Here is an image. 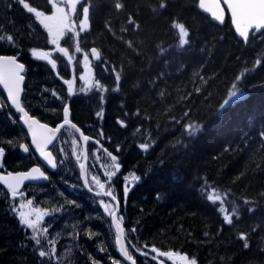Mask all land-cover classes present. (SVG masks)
<instances>
[{
	"label": "trees",
	"instance_id": "1",
	"mask_svg": "<svg viewBox=\"0 0 264 264\" xmlns=\"http://www.w3.org/2000/svg\"><path fill=\"white\" fill-rule=\"evenodd\" d=\"M134 1L94 0L92 12L99 32L92 42L121 90L120 109L106 117L110 130L123 131L115 115L127 110L160 139L149 164L157 174L135 188L127 216L151 246L188 252L203 264H264V35L245 44L230 21L215 24L194 0L165 8L162 0ZM131 16L136 23H127ZM175 24L189 31L184 48L170 31ZM237 80L246 96L222 109ZM185 122L202 130L183 137ZM212 191L224 202L207 199ZM10 231L0 217V264L8 253L24 260Z\"/></svg>",
	"mask_w": 264,
	"mask_h": 264
},
{
	"label": "rangeland",
	"instance_id": "2",
	"mask_svg": "<svg viewBox=\"0 0 264 264\" xmlns=\"http://www.w3.org/2000/svg\"><path fill=\"white\" fill-rule=\"evenodd\" d=\"M62 1V4L56 9L55 5ZM50 0L49 6L52 8V12L50 14L44 13L42 14L41 18L45 19L49 16L51 18H55L54 20L60 19V24H56V30L54 33L50 32V39L46 44H48L52 38H59L61 37L63 33L64 26H68V29H70L72 32L74 31L73 27L78 22H74L70 20L71 17V9L74 3H76V0ZM178 0H162V8L167 7L170 2L174 4ZM196 1V2H195ZM184 2V0H183ZM195 5L197 6L198 0H194ZM189 4V3H186ZM3 16H10L7 14V12L3 13ZM39 17V16H38ZM178 33L180 40L186 41V27L182 24H175L173 27V30ZM182 41V42H183ZM78 42V39L76 40ZM50 50L54 51L56 49V41H51ZM82 42L76 43L74 45V49L70 48V46L63 47L61 50H68V53L66 55L67 60L71 61H78L79 55L81 54V47ZM46 49V48H45ZM45 49L39 50L37 52L38 54L41 53L42 55H46L49 52H42ZM167 48H165L166 51ZM164 51V52H165ZM162 52V53H164ZM249 69V68H248ZM245 70V67L242 71ZM246 74L242 73L241 75ZM104 77H106V73L104 71ZM51 79V80H49ZM54 75H45L43 77L39 76V81L36 82V85L38 84L39 87H36V94L32 95L34 90L32 89V84H30L31 88L29 87L28 90V97L27 100L29 101V104L32 106L33 110L35 112H38L41 116H43L45 119L46 117L48 119H52L56 116H59L60 111V101L63 103L64 95H66L67 87H63L62 90L58 91L56 88L50 87L49 84H55ZM77 81L74 85V92L71 95L72 100H76L78 103H84L89 97L90 93L92 92L93 96H95V91L97 89H101L100 86L105 83V79L97 80L95 83H91L90 80L87 78L84 81H80V76L76 77ZM119 79V77H118ZM241 78H239L240 80ZM38 80V79H37ZM78 83L79 85H77ZM53 92L58 95L59 102L57 103V100L53 96ZM108 89L102 88L101 93L107 94ZM242 97H244V92L241 89L240 85L238 84V80L231 85V89L228 93L227 100L225 101V104H233L240 100ZM83 105H76V116L77 118L83 119L84 115L81 112V109L83 110ZM115 109V107H113ZM78 110V111H77ZM44 111V112H42ZM48 112H54V116L48 115ZM100 110L98 109V106H96L95 111L92 110L88 114V118H92V121L95 120L99 121V123H104L102 120V117L98 116L97 113H99ZM82 113V114H80ZM82 117H79V115ZM85 114V113H84ZM14 114L11 112H8L5 115L0 114V147H3L5 150V155L2 159H0V164L5 165L9 168H19L23 167L25 163L27 165H31L34 161H36V156L34 154H31L29 157H24L20 154L19 147L23 142L28 141V137L26 132L21 128L19 125V121L16 117L13 116ZM94 125V124H93ZM183 126L187 130H191L192 126L189 125V123L185 122ZM183 127V128H184ZM185 130V129H184ZM136 134H132L129 136V132H117L113 129L112 137L110 139V147L113 149H120V151L125 152L128 150V148H132L133 146L137 147L138 150L142 149L140 145L142 144H148L149 147L154 146L155 143L152 142L151 138L142 137L138 142H136L135 137L140 133V131L137 132V129L132 130ZM117 132V134H116ZM120 133V134H118ZM144 134H147L144 131ZM120 135V136H119ZM122 135V136H121ZM122 140H120V139ZM74 140L71 139V136L69 133L66 132L65 135L61 138L59 141V144L57 146V157L59 160L58 164V170L53 176V182L51 184H42L40 186H34L31 190V193L29 194V198H31L33 204L32 206L36 209H40L43 212H47V215L43 217L46 222L44 224L40 223L37 225V229L39 232V235H41V228H45L47 226L48 231L44 232V239L41 237H38L41 241H43L47 248L50 249L49 252L53 253L54 255L57 254L59 258L57 261L60 262V264H79V253L83 249L82 245L84 244V241L80 239L81 235V229H83L84 224L88 225L90 222V219L92 217H96L95 212L91 210V202L90 197H82L79 199H76L75 195L70 193L68 188L70 186H75V189H82V182H80V170L78 167V161L77 157L79 155L78 148L76 149V143H73ZM130 143V144H129ZM119 145V146H118ZM131 145V146H129ZM122 146V147H121ZM126 146V147H125ZM124 147V148H123ZM107 149L103 144L99 147H93L91 149V163H92V172L95 173V175H99L101 177L108 176L109 173L114 171L113 168V161L111 160V157L108 155L109 149ZM116 163V162H115ZM125 173V174H124ZM134 173H127V172H117L116 176L120 179H122L123 175L128 176V180L131 179V182H134L135 180L132 178ZM127 185V183H126ZM125 185V187H126ZM128 188V192L130 191V187ZM0 194H2V197L9 198L6 191L0 187ZM208 196H212L213 200L215 202H222L223 198L221 195L213 192H210ZM219 197L218 200L215 198ZM89 202V204H88ZM21 203L19 201L17 202H9L10 211L13 210V213H19L21 211L25 212L26 214L31 213L29 215L30 219H35V213L31 212L27 209H22L19 207ZM4 206H0V216L2 215L4 218H7L6 210L4 209ZM16 215V214H15ZM18 221H19V216ZM100 218H103L102 214L99 210H97V220L96 223L98 224V228L96 229V226H94V233L97 235L94 238H97L100 233V226L99 221ZM21 227L24 228V231H27L26 226H23L20 224ZM91 227L88 228L90 230ZM29 234L33 235L32 230L29 229ZM13 239H16L14 237V226L12 230L10 231ZM27 233V232H26ZM91 244V243H90ZM18 245V244H17ZM94 246L93 254H88V261L89 259H93V263H97V260H99L102 257V254L100 251L104 249L103 247V241L101 238L98 239L97 243L96 241L91 244ZM18 247V246H17ZM17 247H12L14 249L11 250L16 252ZM13 254V253H12ZM11 254V255H12ZM9 255V253H8ZM194 259V258H192ZM190 259V260H192ZM189 260V261H190ZM196 260V259H195ZM200 263H203L202 261ZM205 263V262H204ZM186 264V263H185ZM196 264H198V261L196 260ZM210 264V263H205Z\"/></svg>",
	"mask_w": 264,
	"mask_h": 264
},
{
	"label": "snow or ice",
	"instance_id": "3",
	"mask_svg": "<svg viewBox=\"0 0 264 264\" xmlns=\"http://www.w3.org/2000/svg\"><path fill=\"white\" fill-rule=\"evenodd\" d=\"M9 40L12 39L11 36L8 37ZM32 55L34 56L35 59L39 61H47V63L51 66L53 70L56 69V63L51 60L48 56L46 55H41L38 54L35 50H33ZM25 70V65L23 63H18L17 62V57L16 56H8V55H0V85H2L3 89L7 91V96L11 100L12 106H14L15 110L18 111L19 113L23 114V123L27 125V128L29 132L31 133L32 137V143L35 145L36 149L39 151V155L43 157V159L47 162V165H50L52 169L57 168V162L53 156V152L47 150L48 145L52 143V141L55 139V134L61 130V128L64 127L66 124H70V126L74 129H76L77 132H80V135L85 142V144L89 141L90 137L88 135H85L83 132L80 131V129L77 127L75 123H71L68 119L69 116V107L67 104L62 108V113H63V123H61L60 127H57L55 129L50 128L46 123H41L39 119L34 118L33 116L29 115V112L25 110V107L21 104V93L23 92L22 84L25 80V76L22 74L24 73ZM64 84L67 85V92L69 95L73 94L74 92V81H70L68 79H65L63 81ZM53 95H56L53 92ZM98 116L102 117L103 116V111H100L97 113ZM118 123L121 124V126H125L122 121H117ZM73 143L75 144L76 141L74 140ZM97 143H99L97 141ZM23 151L27 153L29 151V148L25 145H21ZM140 147L144 150L147 151L149 145L148 144H142ZM119 149L117 148V151ZM107 151V149H105ZM5 155V150L3 147H0V159L3 158ZM108 155L111 157V160L113 161V168L114 171L108 174L109 180L111 179L112 176H115L117 172L120 171V165L118 163H115L117 160V156L113 155L111 152H108ZM79 159V157H78ZM80 169L84 175V184L88 185L89 180L86 174L85 170V165L83 163L80 164ZM34 174H38L40 177H43L45 180L47 177L45 174L41 171L39 167H34L30 172L27 173H20L16 176H12L9 174L7 178L0 176V181H3V183L7 184L8 188H10L11 195L13 198L17 196H23L24 193L20 191V186L21 184L26 181V180H36L37 176ZM134 180H138L139 177L133 176L132 177ZM122 179H127V177H122ZM92 182L99 188V192L96 193L97 196H107L110 197L112 201L116 202L115 207H113L109 203H105L103 200L100 201V204L103 205V210L106 212L110 217L113 218V220L116 219V212L119 210V201L117 200V196L113 194L111 190L105 191V184L101 183V180L98 179L97 177L93 176L92 177ZM89 192L92 191L91 188L88 189ZM128 193V188L125 187L124 189V194L127 196ZM209 200H213L212 196H208ZM216 200L219 199V197L215 198ZM215 202V201H213ZM32 205V200H28L27 204H20V208L24 207H29L31 208ZM223 211V209H221ZM33 212L35 213V219H30L29 215L31 213L26 214L25 212L21 211L19 213V222L21 225L26 226L27 229L32 230V239L34 240L35 245H40L41 240L37 238L39 235L37 225L39 222L43 219L44 216L47 215V212H43L40 209H33ZM224 221L231 225L233 223V217L229 215H225L223 217ZM48 228L45 226L44 232H47ZM131 232H135V228L130 229ZM117 232L120 234L117 237V243L120 244L119 251L121 252L122 256L126 260H132V256L129 254V251L126 247L123 245V240L120 238L123 236V230L120 228L119 224H117ZM240 239L244 240V247H248L247 243V238L245 235H241ZM152 252H156L155 248L151 249ZM39 257L43 258L46 256V253L44 250H40L38 252ZM161 256L167 255L169 259L172 258V253H165L161 252L159 253ZM182 260L186 262V264H196V260H188L187 257H181ZM132 264H135V261L132 260Z\"/></svg>",
	"mask_w": 264,
	"mask_h": 264
},
{
	"label": "water",
	"instance_id": "4",
	"mask_svg": "<svg viewBox=\"0 0 264 264\" xmlns=\"http://www.w3.org/2000/svg\"><path fill=\"white\" fill-rule=\"evenodd\" d=\"M225 6H226V8H225ZM200 10H202L203 12H206L207 14L211 15L213 20L216 21L217 23H220V24H223L225 22V20L227 18V10H228L229 15H230V17L232 19V24H233L237 34L240 35L241 37H243L245 40H247L249 38V36H250V34H251L253 29H257V32H261L262 30H264V0H200ZM93 53H94L96 59H98L99 58V52H98V50L96 48L93 49ZM17 62L20 63L19 61H17ZM24 82H25V80H24ZM24 82L22 84V88L23 89H24ZM0 86L3 89L2 85H0ZM3 91L7 95V91L5 89H3ZM23 93H24V90L21 93V104H22ZM7 98L9 100V102H10L11 107L15 110L14 106H12V104H11L10 98L8 96H7ZM0 110H3V107L1 105H0ZM16 112L21 115V119H20L21 124L27 130V132L29 133L31 141H32L31 133L29 132V130L27 128V125H25L23 123V119H22L23 114L19 113L18 111H16ZM60 125L58 127H60ZM65 127L70 128L73 131H75L80 136V138H81V140L83 142L84 150H83V154L82 155H83L84 159H83L82 163L85 165V170H86V174H87V177H88L87 143L85 144V142L83 141V139H82V137L80 135V132H77L76 129H74V128H72L70 126V124L64 125L63 128H65ZM77 127L79 128V126H77ZM63 128H61V130ZM79 129H80L81 132H83L81 130V128H79ZM61 130L55 134V139L58 137V135L60 134ZM55 139L52 141V143L55 141ZM23 145L27 146L26 144H23ZM50 145H48V148H49ZM33 147L39 153V151L36 149L34 144H33ZM21 150H22V152L24 154L28 153V152L25 153L23 151L22 147H21ZM35 167H39V166H35ZM30 171H28V172H30ZM41 171L43 172L42 169H41ZM20 173H27V172L11 173L10 175L16 176V175H18ZM34 175L37 176V179L36 180H26V181H24L21 184V186H20V191L28 183H39V182H47L48 181V178L45 180L43 177H40L38 174H34ZM81 175H82V179L84 181V175H83L82 171H81ZM8 176L9 175L3 176V177L7 178ZM45 176H46V174H45ZM3 185L8 188L7 184L3 183ZM118 213H119V210L116 212V219L114 220V225H115L116 231H117V224H119L118 221H117L118 220ZM119 226H120V224H119ZM120 228L123 230V228L121 226H120ZM117 234H118V236L120 235L118 232H117ZM120 238L123 240L124 247H126L125 246V241H124V230H123V236L120 237ZM118 246L120 248V244H118Z\"/></svg>",
	"mask_w": 264,
	"mask_h": 264
},
{
	"label": "flooded vegetation",
	"instance_id": "5",
	"mask_svg": "<svg viewBox=\"0 0 264 264\" xmlns=\"http://www.w3.org/2000/svg\"><path fill=\"white\" fill-rule=\"evenodd\" d=\"M55 18H48L47 20H44V23H46V27H52V28H54L55 26H54V24H56V22H57V20H54ZM58 21H59V19H58ZM17 33L18 34H20L21 32H19V31H17ZM9 41V39H7V42ZM16 42V44H17V47H16V51L18 50V48L21 46V44H22V42H20L19 40H16L15 41ZM51 52V51H50ZM25 58V60H28L29 58L31 59V57L29 56H25L24 57ZM26 87H27V85H26ZM33 113V115H37L38 116V114H36V113H34V112H32ZM42 121H44V122H46V123H48V124H52V125H57L60 121H61V119H58V120H47V119H45V118H42V117H40V116H38ZM104 184H105V187L106 186H108V187H110V184H111V187H110V190H112L115 194H116V196L120 199V204H121V206H122V211H123V209H125L126 208V204H127V202L125 201V196L121 193V190H119L114 184H113V181H111V180H104V182H103ZM93 190H95L94 188H93ZM96 191V190H95ZM82 195V194H81ZM102 199H98V201L100 202ZM104 201V200H103ZM105 203H109V204H111L112 206H113V204L109 201V200H105L104 201ZM93 205L94 206H96V205H98V203H93ZM102 207H103V205H101ZM85 231V233L90 237L89 238V240H91V232L90 231H88L87 229H85L84 230ZM33 247V248H32ZM32 247H30L29 248V251H27L26 252V256L28 257V258H24V260L23 261H28L27 263L28 264H40V261H41V259H43V258H41V257H39V255H38V252L40 251V249H39V247L37 246V245H35L34 244V240L32 241ZM17 252H18V250H17ZM16 254V253H15ZM18 254V253H17ZM105 254H107L108 255V252H105ZM176 259H179V257L177 256V255H173ZM5 258V260H4V264H20V259L18 258V259H13L12 257H10V258H8V254L4 257ZM8 258V259H7ZM179 260H182L181 258L179 259ZM164 261L165 262H168V259L167 258H165L164 259ZM184 261V260H183ZM163 261H158V263L157 264H167V263H162ZM105 264H113V263H111L110 261H108V260H106V262H104ZM94 264H96V263H94ZM103 264V263H102Z\"/></svg>",
	"mask_w": 264,
	"mask_h": 264
},
{
	"label": "bare ground",
	"instance_id": "6",
	"mask_svg": "<svg viewBox=\"0 0 264 264\" xmlns=\"http://www.w3.org/2000/svg\"><path fill=\"white\" fill-rule=\"evenodd\" d=\"M129 1H130V0H129ZM132 1H134V0H131V2H132ZM134 2H135V1H134ZM124 6H125V5H124ZM98 21H99V20H98ZM172 25H173V24H172ZM257 62H258V61H257ZM259 62H260V61H259ZM249 72H250V71H249ZM186 80H187V79H186ZM186 80H185V81H186ZM225 98H226V97H225ZM223 101H224V100H223ZM221 107H222V105H221ZM137 116H138V115H137ZM131 117H132V116H131ZM138 119H139V118H137V120H138ZM184 119H185V118H184ZM140 120H141V119H140ZM140 120H139V121H140ZM134 122H135V121H134ZM144 123H145V122H144ZM144 123H143V124H144ZM187 123H188V122H187ZM101 124H102V123H101ZM140 124H141V123H140ZM143 124H142V125H143ZM150 128H151V127H150ZM178 129H180V128H178ZM178 129H177V130H178ZM172 130H173V129H172ZM116 131H117V130H116ZM118 131H119V130H118ZM160 131H161V130H160ZM168 131H170V130H168ZM174 131L176 132V127H175V130H174ZM152 133H153V132H152ZM155 133H156V132H155ZM170 133H171V132H170ZM173 133H174V132H173ZM173 133H172V134H173ZM116 134H117V132H116ZM118 134H120V133H118ZM158 134H159V132L157 133V135H158ZM153 135H154V134H153ZM175 135H177V134H175ZM119 136H120V135H119ZM121 136H122V135H121ZM169 136H170V135H169ZM173 137H174V136H173ZM119 139H120V138H119ZM159 140H160V139L158 138V141H159ZM163 140H164V139H163ZM166 141H167V140H166ZM159 142H160V141H159ZM166 143H167V142H166ZM129 144H130V143H129ZM118 146H119V145H118ZM129 146H131V145H129ZM121 147H122V146H121ZM125 147H126V146H125ZM123 148H124V147H123ZM149 185H150V184H149ZM135 204H136V203H135ZM129 212H130V209H129ZM131 213H132V212H131Z\"/></svg>",
	"mask_w": 264,
	"mask_h": 264
}]
</instances>
